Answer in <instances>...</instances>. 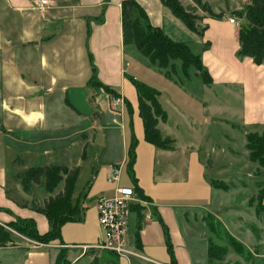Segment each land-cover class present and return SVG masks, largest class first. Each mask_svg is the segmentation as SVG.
Segmentation results:
<instances>
[{
    "label": "crops",
    "instance_id": "1",
    "mask_svg": "<svg viewBox=\"0 0 264 264\" xmlns=\"http://www.w3.org/2000/svg\"><path fill=\"white\" fill-rule=\"evenodd\" d=\"M49 1V7L39 10L34 8L31 0H0V223L16 217L33 218L40 233L50 229L44 214L36 209L42 208L48 199L44 197L42 205L36 202V189L45 184L44 178L39 184H31L29 190H24L21 185L20 175L29 168L80 166L77 182L87 162L90 174L85 184L74 190L73 200L77 202L79 217L61 226V242L37 244L38 247L32 244L30 248L8 244L0 247V251L7 252L6 255L0 252V264H53L62 247L66 249V258L78 264H88L90 261L86 259H92L91 255L97 264H209L210 232L204 217L214 214L219 219L214 211L218 210V204L225 206L226 199L222 198L224 202L221 203L220 197L216 203L220 189L210 183L213 177L208 173V163L194 162L193 154L182 152L177 146L180 126L176 121L178 131L172 135L170 130L175 129L172 123L169 124L168 112L174 108L177 118L181 119V115L192 130H201L206 124L203 111L206 102L194 99L200 100L202 106L192 104V113L197 117H191L173 102L166 104V93L153 82L148 84L159 92L161 107L167 115L157 127L163 137L172 139L173 148L151 146L150 154L144 157L136 150L132 171L141 195L135 192L142 203L132 205L128 220L126 246L132 254L126 257L91 248L102 240L96 199L99 195H112L114 188L107 178L102 184H96L99 172L103 170L108 174L110 166L117 164L124 171L131 142V136L129 139L126 133L121 141L119 129L111 119L109 97L118 94L123 99L121 115L125 102H129L126 91L131 86L130 80H136L131 69L161 76L172 88L174 82L133 45L124 46L123 0ZM136 1L144 8L152 25L200 55L212 78L209 86H241L244 96L247 86L251 95L264 88V65L255 64L250 57L237 56L238 32L228 21L227 7L234 10L238 6L219 0L215 8L222 11V17L214 18L201 12L199 23L204 31L197 34L160 0ZM179 1L184 7L195 5L192 0ZM92 75L113 93L91 85ZM193 79L199 81L194 73L187 81ZM198 87L203 90V95L205 88ZM94 88L95 99L89 96ZM179 92L180 89V95ZM129 105L137 111V102L133 105L129 102ZM243 105L244 111L248 112L246 119L243 118L244 126L264 127V121L253 117L259 110L253 104V97L244 99ZM110 129L115 135V153H110L105 146ZM244 150L249 160L248 152ZM222 153L235 159L225 151ZM245 169L241 167V172L233 170L229 180H222L240 179L249 173ZM225 173L221 170V174ZM151 180L160 185L163 193L154 189ZM119 184L132 188L130 176L122 174ZM184 185L189 186L187 192L194 198L189 205L180 203L174 196L182 193ZM184 206H189L188 210H184ZM49 249H55L54 255Z\"/></svg>",
    "mask_w": 264,
    "mask_h": 264
},
{
    "label": "rangeland",
    "instance_id": "2",
    "mask_svg": "<svg viewBox=\"0 0 264 264\" xmlns=\"http://www.w3.org/2000/svg\"><path fill=\"white\" fill-rule=\"evenodd\" d=\"M206 1L215 13H222L220 9L215 8L219 4V0ZM227 1L229 4H233L235 7H239L238 9L234 10H230L227 7L228 16L234 18L236 22H238V25L234 24L238 32L240 28L248 26V21L239 15L244 14L245 8L251 3V0ZM201 12H203L201 9L196 8L195 14L199 16V19L197 20V27L199 30L203 28L200 27L201 24L199 23V21L202 19V16L200 15ZM206 14L208 15V13ZM159 70L166 73L172 82H174L172 85L173 88L167 85L161 76L158 77L157 75L149 74L146 71L139 72L133 69L130 70V73L137 81L143 82L150 87L153 86L149 85L148 83H156V85L160 89H163L167 95L165 100L166 104L169 102L171 104V102H173L178 108L189 112L191 117H197V115L192 113V104L195 103V105L199 104L202 106V102H199L200 100L198 101L194 99L200 98L206 102V107L203 109V111L206 113V124L203 125L201 130H192L188 122H184V120H182L185 119L183 116L180 115L181 119L177 118L175 116L177 112L173 110L174 108L169 109L168 112L169 116L171 117L169 119V124L172 123L171 126L173 129H175L174 131L170 130L172 131V135H175L178 131L175 128L176 121L180 126V131L176 135L177 146L182 152L193 154V156H195V158L192 159L194 162L200 164L202 163L203 165L208 163V173H211L213 177V179L210 180V183L213 187L220 189L218 190L219 197L217 196L216 203H218L220 197V200L222 201L221 203L224 202L222 198L225 197L226 199L224 204L225 206L218 204V207L216 208L218 210L214 211V213H216L219 216V219H222L223 222L220 221L214 214H207L206 217H204V222L211 218V220L214 222V232L210 234L209 238L212 239L217 247H223L226 249V253L223 255V257L220 260L213 261L211 264H264V168L260 167L257 163L248 160L244 150L246 149L244 144L246 143L245 134L248 132H257L258 134H262L264 132V127H258L257 125H254L251 128H246L243 122V118L246 119V114L248 113L247 110L244 111L245 109L243 101L244 99L250 97H253V104L259 109L258 112L253 115V117H256L259 121H264V88H259L255 95H251L249 94L247 86L244 96L241 86H235L236 88H224L223 86H217L216 84L211 86L202 85L203 81L198 71H196L194 67H190L188 68L187 75H185L182 71L181 62L179 60L174 62L173 70ZM192 73L198 76L199 81L194 80L196 77H194L192 82L187 81V79L192 76ZM198 86H203L205 88L203 95V90L199 89ZM179 89L180 95L178 94ZM95 92L96 90L94 88V90L91 91V94L89 95L90 98L94 97L95 99ZM126 97L129 99V102L132 103V105L133 102L134 104L137 102L135 101L134 85L131 84V86L128 87L126 91ZM108 106L109 111H111V119L115 121H113V124L119 129L121 141H123L124 137L122 136H124L125 133L129 139L133 134L134 139L137 141L135 154L137 150V152L140 151L141 156L143 157L149 155L152 150V145L145 143L143 139V125L137 111L133 110L132 107L130 108L129 104H126V107L124 106L125 110H123L120 115V109H115L112 106L110 97L108 100ZM200 111H202V109H200ZM248 118L251 119V116H248ZM112 132L113 131L111 129L108 131V138L105 142V146L108 147V151H110V153H115L117 147L114 146L115 135ZM160 135L162 138H169L166 136L163 137L161 133ZM172 142L173 141H171L170 146L173 148ZM186 147L188 149H186ZM223 151L233 155L235 159L230 158L229 155L227 156L226 154L222 153ZM246 151L248 152L247 149ZM85 165L86 166L81 174V177L76 182L75 188L77 187V189L85 184L90 174L89 163L85 162ZM241 167L249 170L250 174H244L240 177V179H236L234 181L232 180L231 182H225L222 180H229L233 175L230 172L233 170L241 172ZM123 170L124 171L121 169L120 177L122 174L124 177L125 175L128 177L129 174L126 172V169ZM221 170L222 172L226 173L221 174ZM106 178L107 174H105L103 170H100L96 184H102ZM217 183L225 184L227 189L214 186V184ZM151 184L155 187L154 189H157L158 192L163 193L164 190L158 183L153 184V180H151ZM181 188L183 189L182 193L175 194V199L180 200V203L184 205H189L188 203L190 201H194V198H192V196L187 192L189 191V186L184 185ZM61 189H63V180L52 192L46 191L45 184L42 185L41 188L38 187L36 189L38 201L36 202L38 204L41 203L40 205H42V199L44 197L49 198L54 196ZM224 191L227 193H223ZM72 204L76 205L78 208L77 202L73 200V195ZM188 207L189 206H184V210H188ZM13 220L20 224L16 218ZM8 222L2 224L7 225ZM8 228L11 231L13 238V240L8 244H11L14 247L30 248L32 247V244L36 245V247H38L37 244L48 245L32 240L26 235L19 234L18 231L12 226H8ZM226 234H229L234 238L235 241L244 247L246 252L245 256H240L239 254L235 253L234 249L227 241ZM49 251L54 255L55 249H49ZM0 252L5 253V255L7 254L6 251ZM91 258L92 259L90 260L88 258L86 260L91 262V260L94 259V256L92 257L91 255Z\"/></svg>",
    "mask_w": 264,
    "mask_h": 264
},
{
    "label": "trees",
    "instance_id": "3",
    "mask_svg": "<svg viewBox=\"0 0 264 264\" xmlns=\"http://www.w3.org/2000/svg\"><path fill=\"white\" fill-rule=\"evenodd\" d=\"M160 1L190 31L197 34H202L204 27L200 30L197 27L199 16L195 14L196 8L208 13L211 17H222V13H215L206 0H192L195 6L185 7L179 0ZM239 16L244 17L248 21V26L242 27L238 31L239 50L237 56L240 58L250 57L255 64L264 65V0H251V3L245 8L244 14H240ZM121 20L124 46L133 45L143 57L147 58L158 69L173 70L174 62L179 60L185 75H187L188 68L194 67L204 84L210 85L212 83V78L203 66L200 55L193 53L187 44L172 40L160 27L152 25L146 11L136 0H123L121 2ZM130 81L134 85L137 95V113L143 125L144 140L154 147L172 149L170 146L172 140L162 138L157 127L159 120L165 121L167 118L166 112L158 100L159 92L143 82L134 79ZM90 84L102 87L108 93H113L109 87L103 86L96 79L95 75H92ZM114 95L118 96V94ZM126 104L128 105L129 102L126 101ZM245 141V147L249 152V160L264 168V132L262 134L248 132L245 134ZM136 145L137 141L132 134L131 142L127 149L125 165L127 173L131 178L132 188L141 195L140 188L137 186V180L132 171L136 157ZM80 172V166L49 165L31 167L22 173L20 182L24 190H28L31 184H39L42 178H44L47 192H52L62 180L63 189L46 199L42 208H36L47 219L50 225L48 231L40 233L33 218L16 217L20 224L14 220L9 221L7 225L0 223V247L8 245L13 240L8 226L14 227L19 234L26 235L28 238L42 244L61 242V226L79 217V209L76 205L72 204V195ZM214 186L227 189L223 183H217ZM211 219L205 221L210 234L214 232V222ZM226 238L235 253L240 256L246 255L244 247L235 241L233 237L226 234ZM225 253V248L217 247L211 238L208 239L207 257L209 264L215 260H220ZM53 264L78 263L68 260L66 258V249L62 247L57 252ZM88 264L97 263L94 259Z\"/></svg>",
    "mask_w": 264,
    "mask_h": 264
},
{
    "label": "built area",
    "instance_id": "4",
    "mask_svg": "<svg viewBox=\"0 0 264 264\" xmlns=\"http://www.w3.org/2000/svg\"><path fill=\"white\" fill-rule=\"evenodd\" d=\"M34 8L42 10L51 5L49 0H31ZM228 21L238 25L234 18L229 17ZM112 106L115 109L123 107V99L118 96L111 97ZM121 165H112L107 174V181L114 185L112 195H99L95 202L97 219L102 231V240L92 249L109 251L120 256L128 257L132 253L126 246L128 232V220L132 205L141 202L137 193L131 187L120 186Z\"/></svg>",
    "mask_w": 264,
    "mask_h": 264
}]
</instances>
